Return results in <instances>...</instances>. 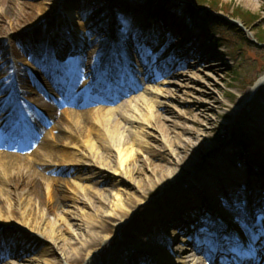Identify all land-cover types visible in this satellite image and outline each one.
Wrapping results in <instances>:
<instances>
[{
	"label": "bare ground",
	"instance_id": "bare-ground-1",
	"mask_svg": "<svg viewBox=\"0 0 264 264\" xmlns=\"http://www.w3.org/2000/svg\"><path fill=\"white\" fill-rule=\"evenodd\" d=\"M7 3L6 8L0 6V36L6 33V26L10 29L20 27L28 36L26 48L40 52L41 58L31 64H25V69H22L13 54H9L4 48L0 49V223L9 226L12 231L7 238L0 237V256L3 264H58L47 259L39 262L35 257L33 260L27 259V252L39 247L44 238L55 245L63 260L71 264H76L77 260L82 258L87 264H214L212 256L218 260L224 253L217 249L214 254H202L201 245H196L200 243L199 240L208 238L213 239L210 245L219 239L230 254L238 253L232 246V241L238 238L236 230H241L243 234L251 233V225L254 223L248 220L250 225L246 222L247 226L240 229L232 213L237 209V204L241 203L240 208L243 211L251 208L252 204L256 205L259 202L257 198H263L258 197V194L259 190H264V182L240 169L229 172L230 170H226L229 166L226 161H217L215 166L211 167L210 159L199 160V157L207 154L211 148L204 138L208 133V124L213 122L207 113L213 109L205 106L203 102L210 99L219 106L221 102L216 96L207 91L191 90L192 94L183 99L189 106L182 112H176L172 105L160 99L166 97L164 88L145 84L141 88L145 91L144 94H131L121 104L107 109V114L100 121L98 132L94 133L95 139L90 137L92 133H84L81 128L74 131L70 115L78 112L65 107L61 109L64 114H60L58 106L48 105L38 98L40 94L37 89L43 88L40 86L39 77L31 74V71L40 68L44 76L50 77L52 67L54 73H60V80L65 78L67 86L71 85L69 90L67 86L64 87L63 98L67 91L70 92L81 80L77 92L67 100L69 106L75 107L80 102L86 103L93 93L92 90L100 89L105 78H118L122 81L121 89L114 87L119 94L128 88L134 90L131 88V81L142 82L162 75L173 77V59L169 57L164 60L165 56L161 55L164 49L158 42L152 47L149 63L135 68L132 66L136 64L135 56L131 50L134 46L126 45L120 37L113 38V42L109 39L110 36L90 35L88 22L84 21L85 13L80 14L79 9L67 3L59 4L56 14L58 19H62L61 16L64 15L65 24L59 21L62 30L51 35L55 37L53 41L59 43L58 46L71 47L75 54H83V57H76V65L74 64L70 71H64L61 66H66V62L62 58L54 57L52 43L45 41L37 28L40 20L41 24L44 23L45 8L47 10L51 5L50 1H38L37 18L27 27L22 26L24 23L20 22L19 16L17 19L11 18V15L17 14V5L13 0H7ZM103 27L101 25L93 30L97 33V29L102 30ZM140 28L131 24L129 32L138 36ZM68 30L69 40L65 36ZM146 37L149 41L154 40V32L146 33L142 40H146ZM105 41L109 46L107 49L111 48L110 56L121 52L119 60L107 58L106 53V57L102 56L101 62L92 70L93 67L89 66L86 60L95 58V48ZM57 53L59 51H56ZM111 59V69L103 70L104 63H110ZM71 62L74 63V60ZM82 66L89 69L85 77L80 76ZM128 67L132 71L127 75L125 72ZM92 84L95 87H91ZM160 84L165 86L169 85V82L163 80ZM263 85L264 74L254 82L242 100L253 99ZM84 88H87L85 93ZM113 93L114 90L110 94ZM118 94L113 98L118 100ZM7 106L9 110L13 108V113L5 112ZM95 108H100V105ZM252 109L250 127L255 131H264V106L256 103ZM40 110H45V114ZM8 115L11 117L7 120L5 128L2 125ZM51 123L53 124L50 125ZM47 125H50V129L45 133ZM155 133H158L159 137ZM80 148L82 151H79ZM256 155L258 160L264 163V145L259 147ZM81 160L86 163L83 168L88 170L84 179L91 183L86 186L80 181H67L62 177V174L70 172ZM187 173L193 174L190 177L196 183L192 182L181 189L180 182ZM240 176L246 178L239 182L245 186L244 191L236 185ZM17 178L23 179L19 185ZM65 181L69 184L68 190L71 194L68 198L73 203V210L80 209L75 208L74 204L87 208V211L80 210L83 217L79 227L83 226V229L72 228L71 222L76 220L72 211L56 210L55 205L61 208L67 200L64 193ZM248 182L253 183L255 188H247ZM106 183L108 186L105 187ZM98 185H101L100 188ZM18 187H24L26 190L15 196L13 191ZM129 189H135L137 194L129 193ZM232 190L238 191L233 194H237L239 199L234 195L231 199ZM158 191L161 192L158 198L150 197L153 192ZM252 192L254 193L250 197ZM168 195H171V198L168 199ZM219 196L223 198L217 201ZM145 198L149 199V210L160 201L167 203L150 222H146L144 228H140L128 223V217L132 208L141 204ZM233 200L235 204L232 203ZM43 203H47L46 209L42 207ZM228 209L232 213L228 212ZM47 210L53 216L52 219L48 218ZM219 215L221 220H215L214 216ZM66 217L69 219L66 220ZM195 219L199 227L197 242L192 236L188 237L185 231L190 221ZM157 223L161 232L155 227ZM60 224L71 239L62 236ZM111 227L119 229L129 243L135 242V245L129 248L131 254H126L127 259L112 250L110 242H106V236L101 235L107 233ZM162 230L167 235L164 236ZM228 230L231 232V239L224 236V232L225 235L227 232L228 236ZM173 239L175 245L173 244V249L170 250L168 243ZM103 242L106 244L105 249L102 252L97 251V247ZM125 243L123 240L119 246L122 247ZM261 244L258 239L248 248L259 247ZM246 248L239 255L244 256ZM189 250L190 253L187 254ZM156 252L159 255L153 257ZM40 256H44V251H40ZM103 256H107L104 262ZM254 256L257 258L259 255Z\"/></svg>",
	"mask_w": 264,
	"mask_h": 264
},
{
	"label": "rangeland",
	"instance_id": "rangeland-1",
	"mask_svg": "<svg viewBox=\"0 0 264 264\" xmlns=\"http://www.w3.org/2000/svg\"><path fill=\"white\" fill-rule=\"evenodd\" d=\"M38 1L39 0H13L17 5V14L16 16L15 14L11 15V18H18L19 16L21 19L20 22L24 23L22 26L27 27L34 22V18H37ZM49 1L51 5L47 10L45 8L44 23L41 24L40 20L37 28L38 32L42 34V38L52 43L54 57L62 58L63 61L66 62V66H62L64 67V71H70L74 63L75 65L77 63L76 57L81 58L83 54L79 56V54H75L71 50V47L68 48L66 45L58 46L59 43L53 41L55 37L51 34L53 32L58 34L62 30L61 28H63L59 21L65 24V21H63L64 15L61 16L62 19L56 18L59 4L66 5L69 3L75 9H79L80 14L85 13L84 15L86 17L84 21L88 22L90 35L98 37L110 36L109 39L112 41L115 37H120L125 41L132 39V46L134 47H132L131 50L135 56L134 60L136 61V64L132 66L135 68H139V66L141 68L143 64L149 63V57L153 52L152 47L159 42L160 46L164 49L161 53V55L165 56L164 60L169 57L173 59L172 64L175 76L162 75L150 80H144L141 82L140 88L145 84L157 88H164V95L166 97H161L160 99L172 105L176 112H182L189 106L187 102H183V99L188 98V94H192L191 90L197 89L199 91H207L210 95L216 96L219 102H221L219 106H216L210 99L203 102L205 106L212 107V112L207 113L211 116L213 122L208 124V133L204 138L205 143L209 144L211 148L207 151V154L201 155L199 160L210 159V163L212 164L211 167L215 166L214 163L217 161H226L229 163V166L226 168V170H230L229 172H236L240 169L244 173H251L256 179L260 178L264 182V163L263 161H259L256 155L259 147L264 145V131H255L250 127L252 121L250 113L253 111L252 106L256 103L264 106V85L258 90L253 99L249 98L248 100H242V97L248 94L254 82L264 74V43H260L257 40L258 30H264V0H221L220 3L216 6L214 5L213 8L208 4H200L199 6L197 0H61L62 3L59 2L60 0H55L56 2H54V0ZM182 4H191L199 11L195 16L190 17L182 8H179ZM0 6L6 8L8 6L7 0H0ZM241 10L251 12L255 15L254 18H257L256 21L251 25H246L240 17ZM213 20L222 25L216 26L212 23ZM131 24H136L137 27H141L138 36H134V33L129 32ZM101 25L104 26V29H97L96 33L93 29ZM20 29V27L16 26L14 29H10L6 26V33L0 36V49L4 48L9 54H13L16 61L19 63V67L25 69V64L28 65V63L31 64V62L33 63L39 60L41 55L40 52L37 53L26 48L28 36L25 31H21ZM150 31L154 32L155 39L152 40V43H147L146 40H142V38ZM69 35L70 31L68 30L65 34L68 40ZM219 44L222 45L219 46ZM107 48H109V46H107V42L105 41L102 45H98L95 48V58L86 60V63L93 67L92 70H94V68L96 69L97 64L101 62L100 59L102 56L105 57L106 53H108L106 56L109 57L110 51ZM139 48L141 49L140 53L143 54L142 59L139 56ZM55 50L59 51V53L56 54ZM120 53L121 52L118 51L115 54L116 57H110L119 60ZM70 60H74V63ZM112 63L113 59H111L110 63H104L103 70L112 66ZM88 71L89 69H85V66H82L80 76L85 77ZM35 73L40 77L42 84L47 87L48 93L44 91V95H46L49 100L46 101L42 95H38V98L47 102L48 105H54L55 98L56 101L60 102L59 99L62 96L60 97L59 91L56 93L52 90L46 78L38 73L37 70ZM163 80L169 82V85H161L160 83L163 82ZM81 83L82 81L79 80L77 83L78 86L81 85ZM133 86L136 89L133 91V94L145 93L143 89L137 88L136 83H133ZM86 90L87 88H84L83 93H85ZM130 95L131 94H126V96L125 94L122 95V98L117 102H102V104L91 102L88 105L80 103L75 107L68 106L66 101L63 105H59V112L60 114H64L61 109H65V107L78 112L77 114L70 115L72 116L70 120L74 123L72 124V129L74 131H79V128H81L84 133H92L90 137L95 139L96 134L94 133L98 132V128L101 126L100 121L107 114L105 113L107 109L121 104ZM102 96V94L100 96L96 95L95 99L101 101L99 97L102 99ZM65 100H67V97H65ZM98 105H100V108H95ZM6 109L7 111L5 112H8V107ZM73 119H75V121ZM52 124L53 123L50 125ZM50 125H47V129L44 130L45 133L50 129ZM155 135L159 137L158 133H155ZM41 136H43V132ZM80 149L79 151H82V149ZM85 164V161L81 160L70 172L62 174L63 179L67 181H80L81 184L85 186L91 184L84 179L88 171L83 168ZM190 176H193V174L187 173L182 177V181L180 182V185H182L181 189L189 186L192 182H194V184L196 183ZM244 178L243 176L238 177V183H236L243 191L246 190L244 189L245 186L239 182H242ZM247 179L249 178L247 177ZM22 181V178H17V185ZM67 181L64 182L66 188V192L64 193L66 194L67 200L61 208H57V205H55V207L57 211L61 209L64 211H72L76 220L68 222L72 223L73 229H83V226L79 227L81 218L83 217V215H80V210L87 211V208L82 205L74 204L75 208L80 207V209L73 210V203H71V200L68 198L71 193L68 190L69 184ZM249 183H247L246 186H248ZM100 186L98 185V188H100ZM104 186L106 187L108 184L106 183ZM24 190H26L24 187L21 189H19V187L15 188L13 194L16 196L19 192ZM128 192L137 194L135 189H129ZM236 192L238 191L232 190V195L239 199L237 194H233ZM59 193H61V191ZM160 194L161 192L159 191L153 192L150 197L158 198ZM167 197L169 199L171 195ZM258 197H262V192H259ZM222 198L223 196H219L216 200H222ZM260 199L261 198H257V202L260 201ZM148 200V198H145L141 204L132 208V213L128 217V223L134 224L136 227L144 228L146 222H150L153 216L159 213L160 209L165 208V204L167 203V201L164 203L160 201L154 204L149 210L147 204ZM46 205L47 203H43L42 207L46 209ZM260 205L261 203L258 204V207H261ZM47 216L48 218H53L48 210ZM214 218L216 220H221L222 217L219 215L214 216ZM68 219L69 218L66 217V220ZM254 222H260L259 218H254ZM193 223H197V220L190 221L185 231L188 233V236L191 235L195 237L197 234V226L193 228L191 226ZM155 227L161 232V227H159L158 223L155 224ZM241 228L240 225V229ZM59 229L63 237L71 239V236L67 233L62 224H60ZM162 232L164 236L167 235L165 231ZM236 232L238 235V242L241 243L242 241L245 243L248 241V233L243 234L241 230H236ZM181 233L182 232H179L178 234ZM11 234L12 231L10 227L0 223V237L7 238ZM229 234L231 235L229 230L228 236L227 232L226 235L224 232V236H226L227 239H229ZM101 235L106 236V242L109 241L112 245L111 249L115 250L117 253H121L125 256L124 258H128L126 257L127 253L129 255L131 254L129 248L135 245V242L131 244L129 240H125L123 233L119 229L115 230L111 227L107 233H102ZM2 238H0V240H2ZM175 239L170 242V248L173 244L175 245ZM123 240L126 241V243L121 247L119 245ZM166 241L168 240L166 239ZM212 241V238L202 241L199 240L198 242L200 243L196 245L199 247L201 245L202 248L200 252L202 251V254L205 253L206 255H209L211 252L210 249H208L209 246L217 248V245H220L222 250L227 252V247L222 245L219 239L215 240L213 244L210 245ZM42 242L43 243L39 247L27 252L26 256L28 260H33L32 258L35 257L39 262H43L44 259H47L51 262H58V264H71L61 258L55 245L50 243L49 240H45L44 238ZM103 243L97 247V251L102 252L103 249H105L106 244L105 242ZM193 249H195V247ZM40 251H44V256H40ZM189 253L190 250L187 254ZM158 255L159 253L156 252L153 254V257H157ZM106 259L107 256H103L102 262ZM0 264H3L1 260ZM76 264L87 263L86 260L82 258L77 260Z\"/></svg>",
	"mask_w": 264,
	"mask_h": 264
},
{
	"label": "trees",
	"instance_id": "trees-1",
	"mask_svg": "<svg viewBox=\"0 0 264 264\" xmlns=\"http://www.w3.org/2000/svg\"><path fill=\"white\" fill-rule=\"evenodd\" d=\"M198 1V5L200 6V4H208L209 6H211L213 8V6L218 5L220 3L221 0H197ZM182 10L187 12L188 15H190V17H193L196 15V13H198V10L191 4H182L181 5ZM180 8V7H179ZM243 21L245 22L246 25H251L253 24L257 18H254L255 15H253L251 12L248 11H244L241 10V16H240ZM216 26H221V23H217L213 20V22ZM257 38L258 41L263 42L264 43V30L259 29L258 30V34H257ZM222 44H219V46H221Z\"/></svg>",
	"mask_w": 264,
	"mask_h": 264
}]
</instances>
